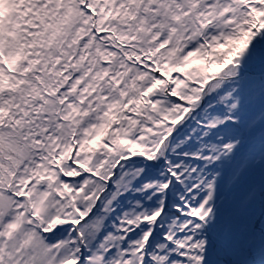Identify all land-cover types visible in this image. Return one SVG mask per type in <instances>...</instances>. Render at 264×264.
<instances>
[{
  "label": "snow or ice",
  "instance_id": "1",
  "mask_svg": "<svg viewBox=\"0 0 264 264\" xmlns=\"http://www.w3.org/2000/svg\"><path fill=\"white\" fill-rule=\"evenodd\" d=\"M0 264H264V0H0Z\"/></svg>",
  "mask_w": 264,
  "mask_h": 264
}]
</instances>
